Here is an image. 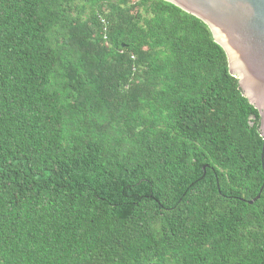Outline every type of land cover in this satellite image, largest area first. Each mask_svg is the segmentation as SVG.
Instances as JSON below:
<instances>
[{"label": "trees", "instance_id": "1", "mask_svg": "<svg viewBox=\"0 0 264 264\" xmlns=\"http://www.w3.org/2000/svg\"><path fill=\"white\" fill-rule=\"evenodd\" d=\"M260 125L171 2L0 0V264H264Z\"/></svg>", "mask_w": 264, "mask_h": 264}, {"label": "water", "instance_id": "2", "mask_svg": "<svg viewBox=\"0 0 264 264\" xmlns=\"http://www.w3.org/2000/svg\"><path fill=\"white\" fill-rule=\"evenodd\" d=\"M166 1L209 26L227 54L230 74L238 78L242 94L259 110L264 139V0ZM261 159L264 168V142ZM257 198L260 194L249 202Z\"/></svg>", "mask_w": 264, "mask_h": 264}]
</instances>
